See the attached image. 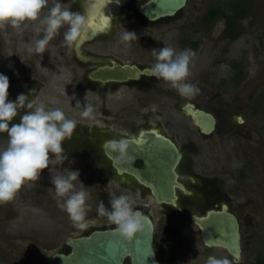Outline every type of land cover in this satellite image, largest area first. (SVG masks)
Instances as JSON below:
<instances>
[{"label":"rangeland","instance_id":"1","mask_svg":"<svg viewBox=\"0 0 264 264\" xmlns=\"http://www.w3.org/2000/svg\"><path fill=\"white\" fill-rule=\"evenodd\" d=\"M226 1L230 0H187L183 10L159 21L161 32L153 37L149 33L150 26H145L142 22L141 27L138 22H128L123 25L118 18L116 25L124 26V30L135 32L138 40L124 42L119 36L117 38L120 39L115 41L119 42L115 43V47L118 48L114 50H117L124 59L134 60L133 57L141 54L142 57L138 60L152 61L155 64L156 61L152 60L153 49L159 50L167 46L177 52L183 51L186 47L184 36L187 33L190 32L198 37L204 35L206 28L201 24V20L206 9L210 5ZM251 4L249 14L239 22L242 32L238 38L234 40L224 38L222 20L218 21L214 34L210 36L206 33L207 36L203 38L204 56L197 58L195 53L193 57L194 64L202 70L206 69L209 86L221 90V105L214 109L219 118L218 131H223L228 124H232L233 134L231 136L223 134L221 140L218 139L212 145L206 144L198 153L187 151L198 163H205V165L201 163L195 165L190 169L191 172L197 173L203 168L206 172L209 169H215L226 178V196L222 195V202L230 203L232 209L243 220L241 258L232 259L224 251L211 250L203 246L194 232L191 220L179 212V207L174 208L158 203L149 193H142L137 185L134 187L127 184L121 185L117 181L104 180L100 174L95 175L97 180L92 182L84 179L87 174H91L88 169H81L84 166L66 164L59 168L54 163L45 169L37 180L27 182L12 201L0 203V264H43L53 253L70 250L71 247L65 243L66 239L89 234L94 229L114 227L115 225L109 222L106 216H100L97 213V207L103 198L96 191H103L105 185L108 186L109 192L105 206L110 210V199L120 195L129 196L134 201V209L142 207L153 218L155 237L162 243L173 244L180 260L177 264H206L207 256L213 253L219 257H227L232 261L231 264L236 261L251 264L255 262L258 253L264 256V0H252ZM22 36L23 45H26V41L28 42L27 48H34L36 40L39 39L35 33L25 36L22 34ZM56 47L47 46L45 58L52 57L53 66L59 63L60 67H65L68 57L61 52L62 44ZM36 54L35 52L34 54L32 52L7 53L0 57V62H7L6 65L3 63L1 65L6 73L3 75L8 74V77H12L9 71L12 67L14 68L15 80L11 83L9 79L10 101H13L15 99L13 96L18 95L20 91H25L23 93L28 94L36 102L40 100L39 96L37 98L34 95L36 88L31 83L20 79L23 75L29 78L41 75L40 68L31 66L30 62L27 63V59H31ZM17 58L22 61L21 65H17ZM231 62L246 64L247 77L240 85L233 86L229 82L233 74ZM27 65H30L27 69L22 68ZM45 71L50 77H55L52 71ZM51 90L44 86L39 94L45 92L48 95ZM72 91V98L80 106L72 107V110L65 115L75 120L77 126H93V119H85L81 116L84 105H92L95 102L93 94L75 87ZM88 93L93 96L92 99L86 97ZM64 102H66L65 105H69L68 101L64 100ZM177 105L173 102H150L146 106L142 104L140 108L145 112L151 109L163 112L150 118L153 125L165 126V121H169L171 115L176 117L170 118V125H168L171 128L166 126L167 132L174 137L187 134V129L190 132H196L192 120L178 109ZM239 116L244 120L243 123L239 122ZM98 123L101 125L102 121ZM119 125L117 123L113 126L114 129H120ZM217 134L218 132L215 136ZM178 140L183 141L181 138ZM6 146L7 134L0 133V147ZM69 170L80 173L79 179L74 182L75 190H84L89 194L87 204L91 210L86 217L88 227L85 230L74 227L67 212L61 208L66 198L58 197L52 184L55 177L66 176ZM247 216L253 217V223L246 221ZM159 260L162 261L160 258Z\"/></svg>","mask_w":264,"mask_h":264},{"label":"flooded vegetation","instance_id":"2","mask_svg":"<svg viewBox=\"0 0 264 264\" xmlns=\"http://www.w3.org/2000/svg\"><path fill=\"white\" fill-rule=\"evenodd\" d=\"M147 1L149 0L122 1L119 10L113 13L110 24L106 28L99 29L97 31H94L93 25H90L87 38L83 41V43L80 44L78 48L74 47L70 49L66 45L64 41V33L67 31V25H65L60 29L59 34L55 36L48 44L50 47H56L59 46V44H62L63 49H61V52H63L68 57L65 67H60L59 63H56L53 66L51 63L52 57L45 58V52L36 54L38 56L35 57L36 55H33L31 59L28 58L27 63L30 62L31 66L34 65L40 68V74L42 76L38 75L39 77L37 76L29 78L27 75H23L20 77V79L22 81H26L27 83H31V85L36 88L37 91L34 92V95H36L35 97L37 98L38 96L40 97L38 102L41 103L39 104H43L45 108L49 110L59 108L64 113H67L72 110V107H79L80 105L75 101L74 98H72V90H74V87L78 90L93 94L95 102L92 105L95 110L94 115L96 118V120H93L94 125L91 127H89V125L77 126L72 137L63 143L65 154L67 155L68 159L65 161L56 160L55 162L59 168L66 164L84 166L81 169H88L91 173L89 175L86 173L87 175L84 178L86 180L95 182L97 180V176L95 175L100 174L104 180L117 181L120 182L121 185L127 184L133 185L134 187L137 185L142 193L147 192L151 197H153L151 190L140 183L134 174L126 171L120 173L118 171V168L114 165L113 158L107 153V149L105 147L106 142L112 139L119 140L121 138H138L143 132L150 131H157V133L163 134L173 140L182 153V158L176 170L179 175L178 180L184 185V189L179 187L177 188V193L179 196L177 206L172 204L167 205L174 208L179 207V212L183 213L191 220V223L194 227V232H196V236L203 246L211 250L215 249L218 251H224L229 255L230 258L236 259L226 248L209 247L203 239L202 228L193 219V215H206L210 210H221L223 204L225 203L229 206V211L238 217L242 229L243 220L240 218L237 212L232 209L230 203L222 202V195H225V185L227 183L226 178L221 176V174L215 169H209L208 172H206V169L203 168V170H200V172H191L190 169H192V167L194 168L195 165H200L201 162L198 163L196 159L191 157L187 152L188 150H191L192 152L198 153L206 144L212 145L213 143H216L218 139L221 140L223 134L224 136H231L233 134L234 126L232 124H228L223 131H218L219 129L217 128L219 118L217 117L216 111H214V109L219 108L222 102V93L220 88H212L209 86L207 73L205 71L206 69L204 68L202 70L200 69L201 67L199 68L198 65L194 64L193 58L189 65L190 76L188 77L187 82L197 86L199 88V93L191 98L183 97L177 92L176 89L172 88L170 84L162 79H157L152 75L151 72L148 73L146 71L151 70L152 66L154 65L152 61L145 62L138 60V58L142 57L141 54L133 57L134 60H127L118 54L117 50H114L115 48H118L115 47V43H119L115 41L118 39L117 37L121 36L124 30V26L116 25L118 18H120V23L123 25L128 22H138L139 27H141L142 22L145 26H150L152 31L150 30L149 33H151V37L157 36L156 34L161 32V25L159 24V21H162L163 18L171 16L163 17L158 20H151L147 18L141 11L142 6ZM55 2L56 0H49L48 8L42 11L41 18L48 15L49 9ZM60 2L63 7L70 8L73 12L85 14L88 20H90V13L92 5L94 4V0H60ZM213 5H210L206 9L201 20V24H203L206 28L204 35H200V37H198L190 34L189 32L184 36V43L186 44L184 50L190 49L194 54H197V58L204 56L205 50L204 48L202 49L203 38L207 36L206 33H209L210 36L214 34V29L218 21L222 20L223 36L227 30L226 19L224 17L215 19L213 22H211V24L207 22L206 16L208 9ZM142 18L144 20H142ZM29 33L31 35L35 33L37 36H39V39L43 37V26L41 25L40 21L27 22L26 26H22V28L19 30L13 29L11 26H6L5 29L0 30V57L7 53H29L27 48L28 42L26 41V45H23L24 43L22 36V34L25 36ZM224 38L234 40L228 36H224ZM132 49L134 48L132 47ZM32 53L34 54V52ZM153 59L156 61L155 56H153L152 60ZM16 62L17 65H21L22 61L17 58ZM2 63L3 65H6L7 62H0V74H6L1 68ZM232 63L233 62H231V69L233 74L229 78V82L233 86L240 85L243 80L240 83L238 82V70ZM30 65L24 66L22 68L27 69ZM117 65H129L128 79L101 80L91 77V74L100 68L105 67L114 69L117 68ZM45 70L52 71L55 77H50ZM137 70L139 77H134L133 74ZM9 72L12 77H8V74L6 76L10 79L11 83H13L15 80L13 75L14 68L12 67ZM44 86L52 89L50 93L48 92V95L45 94V92L39 94V91L43 89ZM23 92L20 91L18 95L13 96V98H15L13 102L16 101V98L20 94L29 96ZM91 94L88 93L86 97L92 99L93 96ZM64 100L68 101L69 105H65L66 102H64ZM150 102L177 103L178 109L182 110V112L192 120L195 130L200 136L195 131L190 132L188 129L187 134L182 136L179 134V137H177V135L174 137L169 134L167 132L168 130L166 129V126L171 128V126H169L170 118H176L172 115V117H169V121H165V126L151 124L150 118L157 116L159 113L162 114L163 112L158 109L155 111L151 109L148 112L142 111L140 106L142 104H145L146 106ZM187 103H192L195 109H203L215 116L216 126L211 134L207 135L203 133L202 128L197 125L195 118H192L185 109V105ZM27 111L28 109L26 108L18 110V115L10 123V126L12 124L20 123L21 116L26 114ZM239 118L242 117L239 116L238 120ZM99 121H102L101 125L98 123ZM243 121L241 123H243ZM117 123L120 124V129L118 130L114 129L113 127ZM217 132L218 134L215 136ZM178 138L183 139V141L180 142ZM196 139L200 140L197 141ZM142 164V160L137 159L135 161V165L138 167H141ZM201 164L205 165V163ZM103 187V191L97 190L96 193H98L99 196L103 198L102 201L105 203L108 201L109 192L108 186L105 185ZM245 218L248 223H253V217L247 216ZM169 244L173 246V244L169 242H167L165 245ZM260 255L262 256L261 253H258L256 258L258 256L260 257ZM210 256L223 258L213 253L207 256L206 264ZM159 258L162 260H159L161 264H177L180 261L176 252L175 254L166 256H163L161 253H159ZM237 263L238 262L236 261L232 264ZM251 264L254 263L252 262Z\"/></svg>","mask_w":264,"mask_h":264},{"label":"clouds","instance_id":"3","mask_svg":"<svg viewBox=\"0 0 264 264\" xmlns=\"http://www.w3.org/2000/svg\"><path fill=\"white\" fill-rule=\"evenodd\" d=\"M48 5L49 0H0V30L6 26L19 30L27 22L40 21L44 35L28 51L41 54L60 29L67 25L64 41L70 49L78 48L87 38L90 28L86 15L73 12L56 0L48 15L41 18ZM121 40L130 42L138 40V36L125 29ZM152 51L156 59L151 68L153 76L170 84L183 97L191 98L199 93L197 86L187 82L189 65L195 55L190 49L177 52L165 46ZM9 87V78L0 74V133L7 134V146L0 147V203L12 201L27 182L37 180L56 160H67L63 143L72 137L77 127V122L68 118L61 109H46L27 95L20 94L15 102L10 101ZM25 108L28 111L21 116L20 123L10 126L18 110ZM94 111L91 104H85L81 116L94 120ZM141 143L136 138L112 139L106 142V147L118 154L115 156L117 162L130 165L133 161L130 147ZM79 176V171L69 170L66 176L55 177L52 184L57 196L66 198L61 208L67 212L74 227L85 230L88 227L86 217L91 208L87 204L89 194L84 190H75L74 182ZM133 203L129 196L120 195L110 199V210L103 201L97 207L98 215L106 216L116 226L115 231L129 242L144 231L146 220L141 211L134 210ZM207 264H231V261L227 257L210 256Z\"/></svg>","mask_w":264,"mask_h":264},{"label":"water","instance_id":"4","mask_svg":"<svg viewBox=\"0 0 264 264\" xmlns=\"http://www.w3.org/2000/svg\"><path fill=\"white\" fill-rule=\"evenodd\" d=\"M187 0H149L141 8L142 13L151 20L173 16L183 10ZM128 67L100 68L91 74L94 79H128ZM148 73L151 70H146ZM134 77H139L138 70ZM187 112L195 118L204 134H211L216 126V118L203 109H195L192 103L185 105ZM242 122V118H239ZM130 139V138H125ZM142 143L132 144L129 154L132 163L117 162L116 155L108 147L107 153L113 158L114 165L120 173L124 171L134 174L140 183L148 187L153 197L162 204L177 205V188L184 189L178 180L176 170L182 153L177 144L157 131L143 132L138 138ZM143 161L141 167L135 161ZM134 210L141 211L146 217L145 229L129 242L120 236L114 227L98 228L89 234L70 237L66 240L69 251L53 253L44 264H161L154 246L155 223L153 218L141 207ZM194 221L203 230V239L209 247H223L236 258L242 256V233L238 217L229 211V206L223 204L221 210H210L206 215H193ZM238 264V263H237Z\"/></svg>","mask_w":264,"mask_h":264},{"label":"trees","instance_id":"5","mask_svg":"<svg viewBox=\"0 0 264 264\" xmlns=\"http://www.w3.org/2000/svg\"><path fill=\"white\" fill-rule=\"evenodd\" d=\"M252 0H230L224 3H216L208 9L206 20L211 24L215 19L224 17L226 19L227 30L224 36H228L231 39L238 38L242 32L240 28V20L245 18L251 10ZM238 70L237 79L240 83L247 77L246 64L232 63ZM154 245L159 253L163 256L175 254L174 246L165 245L160 242L157 237L154 239ZM262 254V253H261ZM254 264H264V256L260 255L255 259Z\"/></svg>","mask_w":264,"mask_h":264},{"label":"bare ground","instance_id":"6","mask_svg":"<svg viewBox=\"0 0 264 264\" xmlns=\"http://www.w3.org/2000/svg\"><path fill=\"white\" fill-rule=\"evenodd\" d=\"M122 1L124 0H94L89 20L94 31L104 29L110 24L113 13L119 10Z\"/></svg>","mask_w":264,"mask_h":264}]
</instances>
